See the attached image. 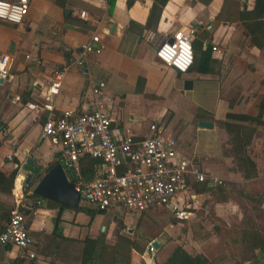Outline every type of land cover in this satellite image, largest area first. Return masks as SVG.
I'll return each mask as SVG.
<instances>
[{
	"label": "crops",
	"instance_id": "crops-1",
	"mask_svg": "<svg viewBox=\"0 0 264 264\" xmlns=\"http://www.w3.org/2000/svg\"><path fill=\"white\" fill-rule=\"evenodd\" d=\"M153 4L30 0L22 24L0 21V62H8L5 74L0 69V172L15 173L14 183L27 177L35 188L61 162L60 147L43 135L45 120L64 111H88L94 84L103 81L114 129L143 137L152 122L160 121L178 139L182 153L224 184L197 185L188 218L162 224L161 232L143 246L138 245L134 225L141 214L99 212L81 202L71 209L43 199L37 208L32 204V213L25 210L37 259L22 261L17 248L2 247L0 264H81L84 241L103 237L117 253L130 256V264H165L178 246L211 264H241L239 257L231 256L241 254L243 232L252 226L264 231V19L248 16L256 0H169L157 26L147 29ZM80 12H86V19ZM181 30L191 36L196 56L186 74L155 55L164 40ZM95 37L100 49L86 55L83 74L77 61ZM185 80L193 81L190 90H184ZM197 92L210 97L199 102ZM188 93L194 97L186 98ZM182 99L193 113L184 124L175 113ZM200 112L203 118H197ZM200 121L213 123V129L200 127ZM225 122L252 136L246 150L232 146ZM189 130L214 131L219 147L199 151ZM0 203L13 210V188L11 194L0 193ZM79 208L93 210L94 217ZM155 240L160 247L150 251ZM255 253V259L243 264L264 261L261 250Z\"/></svg>",
	"mask_w": 264,
	"mask_h": 264
},
{
	"label": "built area",
	"instance_id": "built-area-1",
	"mask_svg": "<svg viewBox=\"0 0 264 264\" xmlns=\"http://www.w3.org/2000/svg\"><path fill=\"white\" fill-rule=\"evenodd\" d=\"M29 9L30 0H0V21L22 24ZM79 15L82 19L87 17L86 12ZM171 38L172 42L167 38L156 48L155 55L165 66L186 74L195 61L191 36L181 30ZM98 43L95 37L82 49L77 64L83 74H87L84 70L86 55L98 52ZM7 65V58L2 59L0 69L4 74ZM105 89L103 81L95 82L88 111L50 115L43 124V135L60 147V159L65 167H77L84 156L99 162L94 178L74 183L80 202L93 205L99 212L122 210L133 215L170 208L176 218L187 219L195 200L194 188L207 184L222 186L224 181L182 153L178 139L168 133L160 121L152 122L149 135L143 137L114 129ZM13 197L15 206L0 235V246L15 247L18 259L34 261L37 253L25 210L33 203L36 208L41 206L43 199L36 198L27 177L16 180ZM149 248L155 250L151 243Z\"/></svg>",
	"mask_w": 264,
	"mask_h": 264
},
{
	"label": "trees",
	"instance_id": "trees-1",
	"mask_svg": "<svg viewBox=\"0 0 264 264\" xmlns=\"http://www.w3.org/2000/svg\"><path fill=\"white\" fill-rule=\"evenodd\" d=\"M169 0H154L153 7L150 11L149 19L145 28H150V26H157L160 19V15L163 7ZM248 16H257L258 18L264 19V0H256V6L254 10L248 14ZM207 55V54H206ZM196 62V56L195 61ZM194 66V65H193ZM231 107H233V102H230ZM230 116V115H229ZM232 117V116H231ZM197 118H203L202 112L197 115ZM238 119L251 120L256 122L255 118H249L245 116H238ZM223 128L227 131L229 137L231 138L232 146L238 147L239 150H246L251 144L252 136H244L241 132L242 127L229 122L222 124ZM2 125H0V129ZM244 136V137H243ZM58 163V162H57ZM55 163V164H57ZM54 164V165H55ZM99 162L88 156H84L77 167L68 169V172L73 176L72 182L75 183L79 179L88 180V176L93 178L96 175V166ZM15 173L9 175L0 172V193H10L14 185ZM221 186H218V188ZM28 212L32 213L36 208L35 206H28ZM79 210H85L91 218L94 217V211L91 209L79 208ZM11 216V209L5 207L0 203V235L6 229ZM56 235L58 233H55ZM127 246H131V241L125 240ZM242 258L240 263L243 264L245 261L253 260L257 257L255 251L261 250L264 253V232L261 230H245L242 235ZM99 246V249H98ZM0 248H2L0 246ZM6 248L7 247H3ZM9 248V247H8ZM81 264H130V256L121 255L117 253L116 248L109 246L105 238H99V240L87 239L84 241V250L82 254ZM165 264H211L210 261L203 255H190L181 246L174 249L171 256L167 259Z\"/></svg>",
	"mask_w": 264,
	"mask_h": 264
},
{
	"label": "rangeland",
	"instance_id": "rangeland-1",
	"mask_svg": "<svg viewBox=\"0 0 264 264\" xmlns=\"http://www.w3.org/2000/svg\"><path fill=\"white\" fill-rule=\"evenodd\" d=\"M193 94L195 93L186 94V98H193L194 97ZM195 96H197L196 100L199 102L202 101L203 97H210L207 94L203 95L198 92L195 94ZM175 113H177L176 115L178 117L179 123H183V124L185 121L188 120V118H191L193 114L191 107L183 99H182V104L180 106L178 105L177 112ZM189 139L192 142H194L195 147L199 151H207L206 149H208V147L211 149L214 147L218 148L220 145V139H218V136L216 135V133H214V131L205 130L202 133H197L195 130H189ZM4 154H6V152ZM63 167H64V170L67 176H72L70 173L68 175V168L65 167L64 165ZM81 205H86V204L85 202H81ZM137 219H138V223L137 224L134 223V225L137 230L136 240L139 243L138 244L139 246L145 245L151 236L155 234H159L161 230L163 229V226L161 225L164 223H167V221H169L170 223H174V224H176L177 221L182 222L181 219L176 218L175 215L172 213V211L168 210L167 208L163 210L161 209L159 212L143 213L141 214V218L139 219L138 217ZM256 227L257 226H252V227H249V229L256 230ZM137 235L140 237H138ZM171 235L175 237L176 232L171 231ZM241 241H242V238H241ZM241 248H242V245H241ZM231 257H233V259L239 257L241 260L242 254L231 256ZM259 264H264V261L260 262Z\"/></svg>",
	"mask_w": 264,
	"mask_h": 264
},
{
	"label": "water",
	"instance_id": "water-1",
	"mask_svg": "<svg viewBox=\"0 0 264 264\" xmlns=\"http://www.w3.org/2000/svg\"><path fill=\"white\" fill-rule=\"evenodd\" d=\"M172 42V38L169 39ZM97 49L100 47L97 45ZM191 69L189 70V72ZM181 74L179 71H176ZM2 82V79H0ZM193 86L192 80L184 81V90H190ZM199 126L204 129H213L214 125L211 122L200 121ZM89 179L92 176H88ZM34 194L41 199L53 201L62 207L77 209L79 206V195L74 189V184L69 181L67 174L61 162L55 164L43 176L40 182L34 188ZM152 246L154 249H159L160 244L158 241H153Z\"/></svg>",
	"mask_w": 264,
	"mask_h": 264
}]
</instances>
